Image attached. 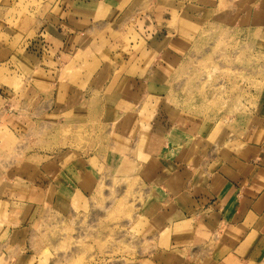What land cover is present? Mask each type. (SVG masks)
Returning <instances> with one entry per match:
<instances>
[{"label":"rangeland","instance_id":"rangeland-1","mask_svg":"<svg viewBox=\"0 0 264 264\" xmlns=\"http://www.w3.org/2000/svg\"><path fill=\"white\" fill-rule=\"evenodd\" d=\"M58 1L0 0V45L9 50L7 55H0V181L3 176L20 178L23 194L32 187L47 197L39 207L0 201V264H170L166 250L178 244L181 235L176 234L171 242L172 231L161 230L157 213L163 200L139 175L146 154L138 146H124L115 134L116 124L109 120L63 116L49 120L41 115L46 104L36 109L32 106L33 96L39 95L32 85L47 93L54 80L81 79L77 64L82 60L88 70L85 73L90 75L103 65L121 64L118 60L123 58L121 53L112 58L110 50L98 49L91 63L87 54L77 53L67 61V72H45L47 65L60 69L65 61L54 60L42 49L44 43L42 47L27 46L48 22H59L53 16H64L62 9L51 8ZM130 1L125 0L111 20H118ZM145 1V8L137 12ZM187 2L135 0V12L129 13L132 22L126 28V21L121 23L123 29H109L111 37L122 38L134 49L139 34L133 22L145 13L151 16L154 29L177 31L187 26L197 31L183 61L169 77L167 93L162 98L147 99L138 113L147 120L162 110L170 123L182 111L216 120L224 116L232 120L247 115L253 118L264 102L262 41L246 29L220 24L206 11L195 15L197 9ZM164 11L166 20H156L155 16ZM103 37L101 33L96 41L102 44ZM79 157L93 158L98 176L93 191H68L59 179L62 185L57 182L49 192L50 184L42 178L46 170L40 169L42 164L57 161L66 165ZM15 185L0 183V196H7L12 189L6 187ZM11 225L21 230L14 234ZM186 228L180 230L184 237Z\"/></svg>","mask_w":264,"mask_h":264},{"label":"crops","instance_id":"crops-1","mask_svg":"<svg viewBox=\"0 0 264 264\" xmlns=\"http://www.w3.org/2000/svg\"><path fill=\"white\" fill-rule=\"evenodd\" d=\"M124 2L60 0L51 5L62 9L64 16H53L59 22H48V27L41 29L27 46L42 47L44 43L42 49L54 60L65 61L60 69L47 65L45 72H67V61L77 53L87 54L91 63L98 49L110 50L112 58L121 53L123 58L118 60L121 64L103 65L90 75L85 73L88 70L82 60L77 64L81 79L54 80L47 93L32 85L39 94L33 96L32 106L36 109L46 104L41 115L49 120L55 116L109 120L116 124L115 134L124 146H138L146 154L139 175L163 200L157 213L161 230L172 231L171 242L176 234L181 235L179 243L166 250V255L171 256L170 264H264V102L253 118L247 115L232 120L224 116L216 120L182 111L170 123L162 110L153 119L142 118L138 113L142 104L167 93L169 77L183 61L197 31L187 26L177 31L154 29L151 16L144 12L133 22L139 34L137 48H128L122 38L111 37L109 31L126 28L132 22L133 15L129 13L135 12V0L129 2L122 16H117L118 20H111ZM146 2L137 12L145 8ZM189 2L197 9L195 15L206 11L224 26L248 30L264 45V0ZM166 11L157 14L156 20H166ZM101 33L104 40H110L102 39V44L96 41ZM8 52L6 46L0 45V55ZM92 159L79 157L66 165L57 161L43 163L40 169L46 168L42 178L50 184L49 192L61 179L68 191L91 193L98 182ZM56 168L59 171H54ZM2 178L0 183L11 182L16 187L7 186L12 190H5L7 196L1 195V202L31 207L46 203L47 197L40 189L29 187L23 194L24 182L20 178ZM11 226L14 234L21 230ZM184 227L186 237L180 234Z\"/></svg>","mask_w":264,"mask_h":264}]
</instances>
